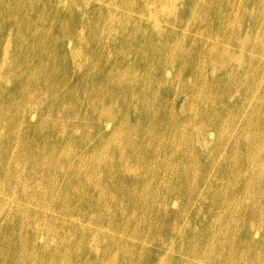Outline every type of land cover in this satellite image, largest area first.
Listing matches in <instances>:
<instances>
[{
  "label": "bare ground",
  "instance_id": "bare-ground-1",
  "mask_svg": "<svg viewBox=\"0 0 264 264\" xmlns=\"http://www.w3.org/2000/svg\"><path fill=\"white\" fill-rule=\"evenodd\" d=\"M115 1L0 0V264H264V0Z\"/></svg>",
  "mask_w": 264,
  "mask_h": 264
},
{
  "label": "rangeland",
  "instance_id": "rangeland-1",
  "mask_svg": "<svg viewBox=\"0 0 264 264\" xmlns=\"http://www.w3.org/2000/svg\"><path fill=\"white\" fill-rule=\"evenodd\" d=\"M115 2H118V0H116ZM7 11H8V9H0V24H5L6 23V21H5V19H4V17H5V15H6V13H7ZM137 18H139V15L137 16ZM186 36H188V37H192L193 35H195L194 34V31H192V29H191V27H189L187 30H186ZM2 36H3V32H1L0 31V37L2 38ZM129 60H133V58H132V56L130 57V59ZM4 89H5V87H3ZM30 88V87H29ZM6 91L8 92V86L6 87ZM175 100H176V98H175ZM179 117L180 118H183L184 117V114H179ZM22 119V115L20 114L19 115V120H21ZM26 124H27V122L26 121H23V122H21L20 124L18 123V129L16 130V133H18V135H19V139H21L20 138V134L21 135H25V133H26V131H27V128H26ZM21 127V128H20ZM24 127V128H23ZM23 128V129H22ZM30 138L31 139H33V136L32 135H30ZM17 147V145H16V143H15V148ZM201 148H199V147H197V151H199ZM14 152H13V154L11 155V158L12 159H14L15 158V156H16V150H13ZM15 153V154H14ZM158 164V165H157ZM166 165H167V167H166ZM196 165L198 166V169L200 170V171H202V174H203V178H208L209 179V182H214V183H217V184H220V182L221 181H223L224 180V174L222 173V169H220V167L222 166L221 164H215V169H216V167H217V169L214 171V169H212V168H209V167H207V165H208V160L207 159H203L202 157H201V159H199V161L198 162H196ZM218 165V166H217ZM163 166V167H162ZM158 167V168H157ZM166 167V168H165ZM163 168V169H162ZM154 171H152V176H153V174H154V176H153V179L154 180H152V183H151V186L152 187H154V186H156L157 187V189H158V186L159 185H162L161 186V189H160V193H161V190L162 191H164V187H165V189L167 190V192H168V187H169V185H170V187L172 188L171 190H172V192L170 191V192H168V193H170V194H173V197H175V198H177V199H179V200H181V197H182V192H181V190L180 189H178L179 187H178V185H179V182H182L183 181V177H182V174H181V172L178 170V169H175V167H173V166H170L169 164H162L161 162H154ZM159 170H160V172H159ZM165 171V172H164ZM168 171V172H167ZM207 171H209V172H207ZM156 173V174H155ZM164 173V174H163ZM166 173L167 174H169V175H166ZM172 173V174H171ZM208 175H206V174ZM210 173V174H209ZM176 175V176H175ZM210 175V176H209ZM161 176V177H160ZM177 176L179 177V179L180 180H177L178 178H177ZM156 177V178H155ZM164 178V179H163ZM218 178V179H217ZM155 179H158V180H155ZM167 179V180H166ZM173 179H174V181H175V184H174V182H173ZM200 179V178H199ZM172 180V181H171ZM155 181V182H154ZM165 181V182H164ZM178 181V182H177ZM200 181V180H199ZM136 182V181H135ZM134 182V186H132L133 188H134V191H137V193H140L141 191H143V187H144V184H142V182L143 181H140V180H138L137 179V182L135 183ZM138 182H141V183H138ZM153 182H154V184L155 185H153ZM162 182V183H161ZM164 182V183H163ZM166 182H168V183H166ZM173 182V183H172ZM158 183V184H157ZM170 183V184H169ZM177 183V184H176ZM163 185H166L167 186V188H166V186H163ZM198 185H199V182H198ZM206 185V184H205ZM162 187H163V189H162ZM170 187H169V189H170ZM174 187V188H173ZM177 187V188H176ZM236 188V187H235ZM176 189V190H175ZM178 189V190H177ZM173 190H175V191H173ZM236 190L238 191V193L240 194L241 193V189L240 188H236ZM157 192H158V194H159V190H157ZM162 195H165V192H163L162 194H159L158 196H159V198L161 197H164V196H162ZM205 195H209V193L207 192V193H205ZM11 198H13V197H11ZM11 198H7L6 197V193L5 192H3V191H0V214H1V211L4 209V207L6 206V208H5V210H7V211H9L10 213L11 212H14V211H17L18 209H20L23 205L24 206H26L27 208H33V204L31 203V202H22V201H17V200H15L14 198V200H12ZM234 201H236L235 203H234ZM230 202V203H229ZM232 202V200H230V201H228V208L230 207V205H231V207H230V210H232V211H236V212H238V215H242V214H244V213H246L247 211H249L248 209H244V207L242 208V199L240 198V196L239 197H237V199L236 200H233V202ZM22 203H24V204H22ZM237 203V204H236ZM234 205V206H233ZM236 205V206H235ZM237 206H241L240 207V209H239V211H238V208H236ZM234 207V208H233ZM225 208H227V206H223L221 209H220V212L221 213H224V209ZM232 208V209H231ZM241 212V213H240ZM53 215L54 216H59V213H56V212H54L53 213ZM63 219H66V218H63ZM117 236H118V234H117ZM119 236H122L121 234H119ZM171 236L172 237H174L175 238V235L174 234H171ZM262 237H264V236H262ZM125 238V237H124ZM200 244H202V243H200ZM143 250L144 249H149V248H151V246L149 245V244H146V243H143ZM140 246L139 245H137V248L138 249H141V248H139ZM244 247V246H243ZM249 247H251V248H254L255 246L254 245H252V244H250V246ZM197 248H199V249H201L202 248V246H200L199 244H198V246H197ZM245 249H247L246 247H244ZM263 249H264V244H263ZM248 250V249H247ZM242 252H243V250H241ZM264 253V252H263ZM176 256H178L177 254H173V258H175ZM245 256H242L241 257V259L239 258L238 260L239 261H241V262H239V263H241V264H247L248 263V260H247V258H244ZM262 257L264 258V254H262ZM245 259V260H242V259ZM262 258V259H263ZM238 260H237V262H238ZM238 263V264H239ZM250 264V263H249Z\"/></svg>",
  "mask_w": 264,
  "mask_h": 264
}]
</instances>
